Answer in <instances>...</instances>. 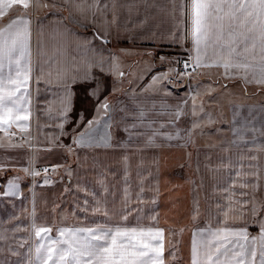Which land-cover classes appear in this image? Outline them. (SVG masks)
Masks as SVG:
<instances>
[{
	"label": "snow or ice",
	"instance_id": "obj_1",
	"mask_svg": "<svg viewBox=\"0 0 264 264\" xmlns=\"http://www.w3.org/2000/svg\"><path fill=\"white\" fill-rule=\"evenodd\" d=\"M161 14L174 21L166 35L158 31ZM162 39L179 45L187 59L141 46ZM42 88L51 94L43 101L52 128L44 149L62 150V162L37 168L40 144L26 130L33 91L39 97ZM236 90L246 97L264 94V0H0V207L6 203L15 210L17 198L21 204L19 212L9 213L15 227L0 231V241L8 242L9 231L28 232L13 236L15 249L0 245V252L18 258L5 257L0 264H181L178 245L185 228L168 220L161 225L158 209L162 192L182 185L170 179L162 185L166 158L156 152L179 146L190 164L192 145L199 171L197 137L211 129L222 136L219 143L229 155L205 167L227 170L224 186L219 179L213 186L227 203L215 204V226L209 217L192 230L189 264H264V104L248 105L245 115L237 103L230 116L209 107ZM113 164L122 168L114 170ZM9 170L23 175H7ZM53 177L61 182L62 190L54 193L60 203L53 200L51 221L45 217L38 225L36 186L55 185ZM25 178L30 179L22 186ZM185 182L202 188L204 177L199 185ZM68 196L71 214L81 223L65 227L69 210L62 205ZM29 198L30 228L20 220ZM149 204L153 224L145 225ZM192 204L196 221L198 196Z\"/></svg>",
	"mask_w": 264,
	"mask_h": 264
},
{
	"label": "crops",
	"instance_id": "obj_2",
	"mask_svg": "<svg viewBox=\"0 0 264 264\" xmlns=\"http://www.w3.org/2000/svg\"><path fill=\"white\" fill-rule=\"evenodd\" d=\"M123 2V0H121ZM159 2H165V0H159ZM141 12H143V8L141 7ZM66 14V10H65ZM125 14L122 12V15ZM157 22L159 24L158 31L160 33H166L172 28L174 21L171 19L170 16L161 14L157 18ZM81 32H83V29H80ZM126 44L128 42H125ZM142 47H157V55L163 53L166 55H177L179 54L181 57H188V53L186 51H183L180 49L179 45H172L167 39H162L159 43V45L153 44L152 41H148L145 44L141 45ZM187 46L191 47V41L189 40L187 42ZM135 57L131 58L134 59ZM168 67V65L165 63L162 66H159L157 70H162L163 68ZM150 77H146L144 83H147V80ZM205 83L208 82V77H202ZM235 84H239V80L234 82ZM186 87L183 90H179V94L183 95ZM254 90V88H250V91ZM45 99H51L50 93H45L43 88L41 89V93L39 97L35 96V93L33 91V106H32V114L29 117V128L26 130L27 132H30L33 137V143L39 142L40 147L37 149L39 152V155L37 157L36 167L37 168H43L47 166L48 163H61L62 157L60 156V153L62 150H57L56 153H49L45 151L44 149V142H45V133L52 131V128L47 126L51 124V121L48 119L47 115L44 113V108L46 105L43 103ZM219 99V105H209V107L212 108H222V110L227 114L231 115V109L235 107V104L242 103L245 107L241 109V112L245 115L248 112V105H260L264 104V94H255V95H249L244 96L242 94V90H236V94L229 95L225 94L223 96L218 97ZM232 101L230 103L229 101ZM172 102V101H170ZM259 112V108L253 110V115H256V113ZM39 121V123H38ZM259 123V117H257V124ZM221 127H226V125H220ZM13 130L17 133H20L19 129H16L15 126H13ZM209 134L205 136H198L197 137V145H199V165L200 169L197 171L196 164H197V148L189 145L188 151L192 152V160L189 164L187 161L183 159L184 156V149L176 146L172 148L165 147L163 149L157 150L156 154L160 155L161 157H165L166 159L161 160V167L164 170V176L162 179V185L164 179H170L173 183H180L182 186L178 189L172 191L170 194L167 192H162L161 199L159 201V214H160V223L161 225L165 224V221H172L173 223L182 224L185 228L183 236L180 238V243L178 245L180 251L179 256L181 259V264H189L190 260V248H191V242H192V230L196 227H204L205 223L209 220V217L211 218V222L213 223V226H215V222L217 219L216 216V209L215 204L223 201L224 203H227L226 200H224V197L221 193L214 192L213 186L217 183V179L220 181V186H224L225 180L224 178L227 176V170L224 168H206V164H212L216 165L218 164L222 159L226 162L228 158V153L224 152L222 149L227 147L226 144H220L219 141L222 139V136L220 134L215 133L214 129L208 130ZM0 135H3L2 132H0ZM230 133L228 134V138H230ZM21 138L20 135L15 136L13 139L19 140ZM65 143H68V138L64 137L62 138ZM215 144V147H207L206 145ZM2 151V150H0ZM97 151L103 152L104 150L98 149ZM235 151V146H233V152ZM10 154L15 155L16 152H13L12 150H9ZM83 155V153H81ZM152 153L149 154L148 157H146V160L151 159ZM207 155V160L205 159ZM103 159V157H101ZM69 161L71 162L72 166H76V160L74 156L68 157ZM118 159V156H117ZM137 157L133 156L131 158V165H132V176L135 178V170H136V164H137ZM23 163H27L26 160L22 161ZM90 162V161H89ZM183 164L184 167L181 169L179 165ZM147 163L145 167H147ZM113 169L122 168V164H113ZM51 171V170H50ZM61 174H63V169L60 170ZM20 174L23 175V173L19 170H16L15 172L13 170H9L7 175L11 174ZM171 174V175H169ZM201 176L204 177V186L202 188H195V185L192 183L185 182L186 180H194L196 185L200 184V178ZM0 179H3V177H0ZM30 178H25L21 183L22 186H26L28 183V180ZM53 179L57 180V183L55 185H42L40 183L36 186V193H37V224L40 225L43 223L45 217L49 220V222L52 219L53 213L51 212V204L53 200H56L57 204L60 203V198L58 195H54V193H58V191L62 190L61 182L58 180L57 177H53ZM111 180V178H109ZM37 180H40V177H37ZM64 182H67V177L65 176ZM165 187L167 185H164ZM122 187V186H121ZM81 197H83V193L80 194ZM169 195L173 197L172 200L169 199ZM199 198L200 202V208H201V214L200 217L193 221L191 219V208L193 206L192 201L194 197ZM47 201V204L45 203ZM69 203L67 205H62V207L67 208L68 214L64 218V226L69 227L73 225H79L81 222L78 221L72 214H71V201L72 197L68 196ZM24 206L27 207L28 212L20 216V220L23 222V224H27L29 228L31 227V201L30 198L28 200H25ZM175 203V206H174ZM21 208L20 199L17 198V207L15 210L11 209L9 205L6 203L0 207V231H2L5 228H12L15 227L17 221H9V213L15 211L19 212ZM153 208L149 205H144V219L142 221L145 225H152L153 222L148 219V216L152 213ZM57 222L60 221V213L59 209H57V212L55 213ZM222 218V217H221ZM251 232L255 233L257 229L255 227H252L250 229ZM7 235L9 237L8 242L0 241V245H3L5 248H7L8 244H11L12 248L15 249L17 247V244L13 241V236H20V235H28V232L25 231L23 228H21V231L18 233L13 234L11 231L7 232ZM55 235V233H53ZM39 239V238H36ZM199 239V237H198ZM5 257H11L12 261L15 262L18 258L13 255L12 253H9L7 251L0 252V260H4Z\"/></svg>",
	"mask_w": 264,
	"mask_h": 264
},
{
	"label": "built area",
	"instance_id": "obj_3",
	"mask_svg": "<svg viewBox=\"0 0 264 264\" xmlns=\"http://www.w3.org/2000/svg\"><path fill=\"white\" fill-rule=\"evenodd\" d=\"M184 59H187L186 57H182ZM186 86L183 84V82L180 83V89L179 90H183Z\"/></svg>",
	"mask_w": 264,
	"mask_h": 264
},
{
	"label": "rangeland",
	"instance_id": "obj_4",
	"mask_svg": "<svg viewBox=\"0 0 264 264\" xmlns=\"http://www.w3.org/2000/svg\"><path fill=\"white\" fill-rule=\"evenodd\" d=\"M251 91H254V90H251Z\"/></svg>",
	"mask_w": 264,
	"mask_h": 264
}]
</instances>
